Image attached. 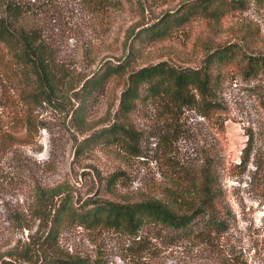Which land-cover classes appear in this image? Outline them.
<instances>
[{"label": "rangeland", "instance_id": "1", "mask_svg": "<svg viewBox=\"0 0 264 264\" xmlns=\"http://www.w3.org/2000/svg\"><path fill=\"white\" fill-rule=\"evenodd\" d=\"M183 1L149 0L154 15L147 11L142 20L135 6L128 4L98 14L82 0H41L34 23L56 51L59 63L85 75L105 58L121 57L128 28L152 22V17L176 9ZM231 44L247 54L264 53V0H249L245 11L230 13L219 24L196 19L165 41L143 45L130 69L161 61L199 68L208 50ZM9 74L0 63V125L14 127L18 136H24L20 127L27 110L23 87ZM224 76L217 92L220 113L205 118L194 109L171 113L160 103L141 102L126 119L130 136L121 144L86 139L114 122L127 74L113 79L90 100L83 130L76 125V102L71 97L60 94L53 104L36 106L34 138L14 152L0 153V260L10 259V250L24 247L35 234L36 228H15L11 221L15 213L26 211L34 181L60 186L62 196H69L76 206L88 199L119 203L162 199L165 186L176 178L189 180L199 171L208 148L219 143L226 160L221 180L225 209L220 216L225 229L212 243L151 239L150 250L134 254L130 237L120 232L70 226L62 232L60 246L94 264H218L224 260L264 264V165L256 174L253 163L255 157L264 164V76H249L243 59L226 67ZM250 130L256 134L255 153L242 173L235 165L240 163ZM140 235L152 233L145 229Z\"/></svg>", "mask_w": 264, "mask_h": 264}, {"label": "trees", "instance_id": "2", "mask_svg": "<svg viewBox=\"0 0 264 264\" xmlns=\"http://www.w3.org/2000/svg\"><path fill=\"white\" fill-rule=\"evenodd\" d=\"M40 1L0 0V63L23 87L21 97L27 107L20 126L26 132L24 136H18L14 127L0 125V153L14 152L15 147L30 143L37 132L33 109L44 103L53 104L60 94L76 102L74 119L83 130L90 100L101 95L113 79L126 74L114 122L94 132L86 142L123 143L130 136L126 119L136 112L139 103L149 100L165 105L171 113L189 108L205 118H212L222 111L217 92L225 78L223 70L238 60L243 59L249 76H264V53L247 54L237 44L211 48L199 68L178 67L161 61L130 69L143 45L165 41L196 19L219 24L228 14L245 11L249 0H185L176 9L152 17V22H138L128 28L121 57L116 61L105 58L85 75L65 69L53 47L42 39L34 23L37 9H41L37 6ZM82 1L98 14L122 9L128 4L135 6L142 20L146 19L147 11L154 15V5L149 0ZM246 136L240 163L235 165L242 173L247 171L255 153L256 134L250 130ZM253 163L258 174L264 164L255 157ZM225 166L222 147L219 143L212 145L205 152L199 171L189 180H173L162 189V199L131 203L88 199L76 206L69 196H62L64 190L60 186H45L34 181L26 211L15 213L11 221L15 228H36L35 234L24 247L11 249L10 259H1L0 264H94L61 248L60 236L70 226L120 232L130 237L129 248L134 254L150 250L151 239L192 240L208 245L225 229L220 217L225 209L221 186ZM145 229L152 233L150 237L140 235ZM218 264L232 263L224 260Z\"/></svg>", "mask_w": 264, "mask_h": 264}]
</instances>
